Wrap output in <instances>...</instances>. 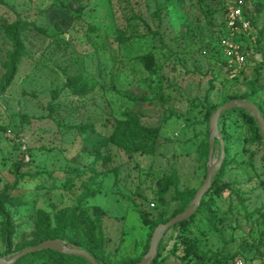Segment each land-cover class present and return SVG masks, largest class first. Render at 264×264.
I'll return each instance as SVG.
<instances>
[{
	"label": "rangeland",
	"instance_id": "374dc122",
	"mask_svg": "<svg viewBox=\"0 0 264 264\" xmlns=\"http://www.w3.org/2000/svg\"><path fill=\"white\" fill-rule=\"evenodd\" d=\"M223 2L0 0V196L22 199L0 213V256L60 236L102 264H133L152 232L140 213L161 223L184 211L207 175L213 113L238 99L264 117V0L248 2L236 77ZM219 132L208 201L167 231L156 264H264V139L239 109ZM182 232L196 255L184 256ZM17 264L86 263L39 253Z\"/></svg>",
	"mask_w": 264,
	"mask_h": 264
},
{
	"label": "water",
	"instance_id": "95a60500",
	"mask_svg": "<svg viewBox=\"0 0 264 264\" xmlns=\"http://www.w3.org/2000/svg\"><path fill=\"white\" fill-rule=\"evenodd\" d=\"M232 109H244L249 111L256 119L257 124L260 128L261 136L264 139V117L259 107L252 101L249 100H238L233 99L222 106H220L211 116L210 119V138H209V153L207 162V175L204 183L196 191L190 204L184 209V211L177 213L166 222L159 223L151 236L149 248L143 257L134 264H152L157 258L159 252V246L167 233L176 224H179L186 219L192 217L200 207L204 196L209 192L216 176L220 172L222 165L225 161V146L224 140L219 132V119L221 115ZM216 141L220 143V156L215 160V148ZM54 250L63 254L72 255L85 259L89 264H102L96 257L91 254L88 250L78 247L70 246L63 240L57 238L46 239L40 243L23 248L20 252L10 256H0V264H15L17 261L25 257L26 255L35 253L40 250Z\"/></svg>",
	"mask_w": 264,
	"mask_h": 264
},
{
	"label": "built area",
	"instance_id": "2783aa9c",
	"mask_svg": "<svg viewBox=\"0 0 264 264\" xmlns=\"http://www.w3.org/2000/svg\"><path fill=\"white\" fill-rule=\"evenodd\" d=\"M248 0H228L225 4L226 29L220 45L224 56V65L230 77L238 76L247 62L244 37L252 34V22L248 15ZM253 39V38H252ZM154 207V203H151ZM229 264H243L237 258Z\"/></svg>",
	"mask_w": 264,
	"mask_h": 264
},
{
	"label": "trees",
	"instance_id": "16d2710c",
	"mask_svg": "<svg viewBox=\"0 0 264 264\" xmlns=\"http://www.w3.org/2000/svg\"><path fill=\"white\" fill-rule=\"evenodd\" d=\"M224 2H223V7H224V9H225V4H226V2L228 1V0H223ZM248 2H249V0H248ZM248 15H249V8H248ZM249 18L251 19V22H252V24H253V19L250 17V15H249ZM124 38V37H123ZM21 54H23V51L21 50V48L20 47H18L16 50H15V52H14V54H13V56H14V58H16V57H19V55H21ZM245 98H248L247 96H245ZM240 110V112L241 113H243V117L246 119V121L247 122H249L250 124H251V126H252V128L254 129V133H255V135H256V138H258V139H261V132H260V128H259V126L257 125V122H256V120L254 119V117L250 114V113H248L249 111H247V110H244V109H239ZM228 112V111H227ZM226 113V112H225ZM224 114V113H223ZM73 128H76V129H79V130H81V131H85V127L83 126V125H73L72 126ZM0 129H3V127L0 125ZM114 140V139H116L115 138V136L113 135V136H111L110 137V140ZM216 142H218L219 143V141H216ZM219 145H220V143H219ZM223 166V165H222ZM219 174V173H218ZM217 177V176H216ZM217 183H218V180H217ZM216 186V191H219V190H224L225 188H228L230 185L228 184V183H220V184H217V185H215ZM166 189H164V187H163V185H160V187H159V192L160 193H164V191H165ZM211 190H212V187L210 188V190H209V192L204 196V198H203V200H202V203H201V205H200V207L198 208V210H197V212L192 216V217H190L189 219H186L185 221H183V222H181V223H179V224H176L175 226H181V227H183V229H185V228H188L189 227V224L192 222V221H194V220H196L197 218H198V216H199V214L201 213V211L203 210V208L205 207V205H206V203H207V201H208V196L211 194ZM195 193H196V191L192 194V196H194L195 195ZM211 198V197H210ZM20 201H22V199L21 198H17V197H12V196H10V195H8V194H3V195H1L0 196V213L3 211V209H4V207H5V204L6 203H8V202H13V203H18V202H20ZM154 207H155V205H154ZM177 213H179V212H175V213H173V215L171 216V217H173L174 215H176ZM140 215H141V217H142V220H143V223L145 224V225H149V226H151L152 227V232L150 233V235H149V239L151 240V236H152V233H153V231H154V229H155V227L159 224V223H154L152 220H150V218H149V216H148V214L147 213H140ZM170 217V218H171ZM169 218V219H170ZM169 219H167V220H169ZM166 220V221H167ZM166 221H164V222H166ZM162 223V222H161ZM182 236H185V237H181V242H182V245H183V247H184V251H185V255L184 256H186V257H189V256H191V255H196V253H197V248H198V242L196 241V240H194L193 238H191V237H187L186 235H185V233H183L182 232ZM52 238H61L60 236H53ZM46 239H49V238H42L41 240H40V242L41 241H44V240H46ZM39 242V243H40ZM149 244H150V241H149ZM148 248H149V246H148ZM148 248H147V250H148ZM147 252V251H146ZM39 253H46V254H51V255H53V256H55V257H59V258H61L62 259V261H65V262H80V263H86V264H89L85 259H83V258H80V257H76V256H72V255H67V254H63V253H60V252H57V251H54V250H40V251H37V252H35V253H32V254H29L28 256H30V255H36V254H39ZM160 253L158 254V256H157V258L153 261V263L152 264H156L158 261H159V258H160ZM26 257H27V255H26ZM23 258H25V257H23ZM22 258V259H23ZM22 259H20L19 261H21ZM136 262H138V261H136ZM135 262V263H136ZM15 264H17V262L15 263ZM134 264V263H133Z\"/></svg>",
	"mask_w": 264,
	"mask_h": 264
}]
</instances>
